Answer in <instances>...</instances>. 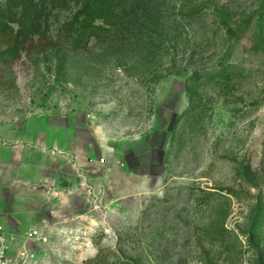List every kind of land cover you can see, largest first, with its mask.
Here are the masks:
<instances>
[{"label": "rangeland", "instance_id": "374dc122", "mask_svg": "<svg viewBox=\"0 0 264 264\" xmlns=\"http://www.w3.org/2000/svg\"><path fill=\"white\" fill-rule=\"evenodd\" d=\"M13 201L50 236L29 264H264V0H0Z\"/></svg>", "mask_w": 264, "mask_h": 264}, {"label": "crops", "instance_id": "0c3cea01", "mask_svg": "<svg viewBox=\"0 0 264 264\" xmlns=\"http://www.w3.org/2000/svg\"><path fill=\"white\" fill-rule=\"evenodd\" d=\"M16 150H17V159H16L17 161L16 160H15V162L11 161L7 166H5V168L7 170H9L8 175H5V176L1 175L3 178L2 180L5 182L7 181V183L11 186L10 190L8 189V192H9V196H12V198L16 197V195H17V194H14L13 191H18L19 189H21L20 187L28 185L27 183H29V178L32 177V175H29V173L26 172L27 166H28L27 162H26V157H29L30 155L34 154V151L29 149L25 145L16 147ZM40 154L42 156V159L45 156H46V158H48V156L51 155L48 153L44 154V155H42V153H40ZM52 156H54V157H51V158H54V159H53L52 164H50L51 167L46 166L45 168H48V169H42L41 168V172H42L41 174H42L43 178H45L46 181H48V178H51V177L53 179H56L57 176L59 177V174L62 172L65 174L68 173V175H71V176L77 175L75 173L77 171L74 169L75 165L73 164V161L72 162L68 161V159H67L68 157H66L65 155L56 154V153L53 154ZM75 168H79L78 165H76ZM28 175L30 177H28ZM57 183H54L53 185L56 186ZM58 188H60V186ZM63 189H67V188L64 187ZM67 198H69V199H66V200L68 202H70L71 205L74 204L75 196L73 194H70ZM12 203L13 204H11V203L8 204V205L11 204L13 209H11V210L9 209L10 215L8 218H5V221L7 224H9L13 229L20 231V232H26V231H22V229L25 227V225L29 226V229L40 227L39 224H41V220H39V219H34V218L27 219V222L29 225L26 224V222L22 221L20 219V215H19L20 213L14 209L15 205H17V201H13ZM17 210H19V209H17ZM69 220L71 222H73V219L70 218ZM73 225L74 224L72 223V225H70V226L72 227ZM64 228L67 229L68 227L65 226ZM53 229L57 230L59 232L66 230V229H61V228H53ZM51 230H52V228H51Z\"/></svg>", "mask_w": 264, "mask_h": 264}, {"label": "built area", "instance_id": "2783aa9c", "mask_svg": "<svg viewBox=\"0 0 264 264\" xmlns=\"http://www.w3.org/2000/svg\"><path fill=\"white\" fill-rule=\"evenodd\" d=\"M49 240L46 227L20 232L0 222V264H29L35 257L31 243L44 245Z\"/></svg>", "mask_w": 264, "mask_h": 264}, {"label": "trees", "instance_id": "16d2710c", "mask_svg": "<svg viewBox=\"0 0 264 264\" xmlns=\"http://www.w3.org/2000/svg\"><path fill=\"white\" fill-rule=\"evenodd\" d=\"M37 12H36V14H34V16H33V20H34V18L36 19L37 18V15L39 14L38 12H39V10H38V8H37V10H36ZM19 34V33H18ZM17 37H21V34H19V35H17Z\"/></svg>", "mask_w": 264, "mask_h": 264}]
</instances>
